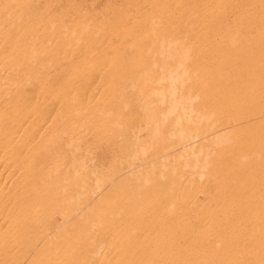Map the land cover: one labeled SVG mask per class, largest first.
I'll list each match as a JSON object with an SVG mask.
<instances>
[{"label": "bare ground", "instance_id": "obj_1", "mask_svg": "<svg viewBox=\"0 0 264 264\" xmlns=\"http://www.w3.org/2000/svg\"><path fill=\"white\" fill-rule=\"evenodd\" d=\"M0 264H264V0H0Z\"/></svg>", "mask_w": 264, "mask_h": 264}]
</instances>
